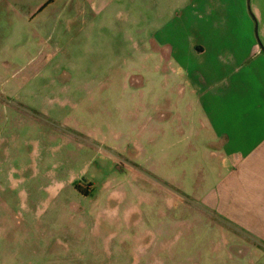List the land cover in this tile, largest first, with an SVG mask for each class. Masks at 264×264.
Here are the masks:
<instances>
[{
	"label": "rangeland",
	"instance_id": "374dc122",
	"mask_svg": "<svg viewBox=\"0 0 264 264\" xmlns=\"http://www.w3.org/2000/svg\"><path fill=\"white\" fill-rule=\"evenodd\" d=\"M92 1L0 27V264H264L206 203L217 155L157 40L176 10Z\"/></svg>",
	"mask_w": 264,
	"mask_h": 264
},
{
	"label": "crops",
	"instance_id": "0c3cea01",
	"mask_svg": "<svg viewBox=\"0 0 264 264\" xmlns=\"http://www.w3.org/2000/svg\"><path fill=\"white\" fill-rule=\"evenodd\" d=\"M23 1L0 0V27L19 31L24 16L47 4ZM163 3L176 11L157 40L169 46L201 109L196 138L217 155L208 208L264 248V0Z\"/></svg>",
	"mask_w": 264,
	"mask_h": 264
}]
</instances>
